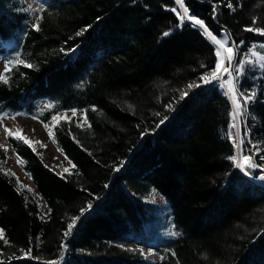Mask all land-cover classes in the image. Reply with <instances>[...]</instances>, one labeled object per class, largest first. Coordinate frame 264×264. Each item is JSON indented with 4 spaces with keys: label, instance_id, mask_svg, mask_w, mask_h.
Returning <instances> with one entry per match:
<instances>
[{
    "label": "trees",
    "instance_id": "obj_1",
    "mask_svg": "<svg viewBox=\"0 0 264 264\" xmlns=\"http://www.w3.org/2000/svg\"><path fill=\"white\" fill-rule=\"evenodd\" d=\"M37 1L31 24L25 0H0V113L44 124L64 110L84 114L51 127L71 162L67 172L49 166L32 143L7 136L33 185L8 165L0 142V264H264V187L237 166L233 104L211 79L218 46L181 22L176 0ZM183 3L217 38L228 37L240 153L257 165V178L264 35L245 29H264V0ZM40 100L50 107L39 111ZM154 190L172 232L163 233ZM129 241L138 246L122 244Z\"/></svg>",
    "mask_w": 264,
    "mask_h": 264
},
{
    "label": "rangeland",
    "instance_id": "obj_2",
    "mask_svg": "<svg viewBox=\"0 0 264 264\" xmlns=\"http://www.w3.org/2000/svg\"><path fill=\"white\" fill-rule=\"evenodd\" d=\"M28 6L29 11V22L31 24L35 23L37 14L39 10L41 9V3H39L37 0H25ZM183 10V9H182ZM183 14V12H182ZM226 35L223 33L222 37H225ZM227 37V36H226ZM229 40L227 41L226 47H230L228 45ZM218 49L221 52V55L225 58V66L228 67V72H221L218 74V79L220 80V84L223 85L222 88L224 91L228 94L229 97H231V93L229 87H231L232 91L233 89V75L230 71V62L228 61V53L219 47ZM4 51L5 46L0 44V76L3 74L4 70L6 69V63L4 59ZM233 55V52L231 54V57ZM224 74V78L229 83V87L226 81H224L222 84L221 78ZM226 89V90H225ZM233 93V92H232ZM233 104V102H232ZM234 112L233 113V120L232 124L230 126V135L233 139L234 143L237 147V166L238 168L253 179H255L258 183L262 184L264 186V168L262 172H260V175L256 177L253 176L252 170L254 167H251L249 164H245L243 160L242 153L239 151V146H241V139H240V133H239V114L236 111L235 105L233 104ZM38 107L39 111L47 109L50 107V103L47 100H40L38 101ZM73 110H75L76 116L78 119H82L84 111L79 109H72V110H64L56 113L54 116H57L59 118L64 116H71L73 115ZM54 122L51 118L49 121H47L48 128H45V124L40 121L37 117L22 113V112H13V111H7L0 113V142L3 144H6L9 149V159H8V165L17 171V173L20 175V177L28 184L33 185L32 181L30 180L29 176L26 174V172L23 170L20 163L17 162L18 158L13 153L11 146L7 143V134L5 132V129L10 130L13 135L16 133H19L20 136L23 138H26L28 141H30L36 148V150L40 153L44 161L51 167H54L56 171L61 172L64 169H67L71 162L70 160L55 146L52 138L49 136V130H51V127L53 126ZM252 163V162H251ZM251 173V174H250ZM257 183V184H258ZM149 198L153 201H156L159 203L165 210V225L163 233L166 232H172V225L170 222V215H169V209L165 202V199L156 192V190L152 191ZM122 244L128 245V246H138L135 242L129 241V242H123ZM145 251V253L152 257L154 260L158 259L159 254L149 247H142Z\"/></svg>",
    "mask_w": 264,
    "mask_h": 264
},
{
    "label": "snow or ice",
    "instance_id": "obj_3",
    "mask_svg": "<svg viewBox=\"0 0 264 264\" xmlns=\"http://www.w3.org/2000/svg\"><path fill=\"white\" fill-rule=\"evenodd\" d=\"M176 3L179 4L180 7L183 9V14H181L179 12L176 13L177 16L180 17L181 22H183L185 20V18H186L188 21L194 22L195 25H199L200 28L203 29L204 33H206L207 36L211 38V41L215 45H219L220 48L224 49L228 53L227 59L230 62L231 61V54L233 52V49H232V47H226V44H227V41H228V37L225 36V37H222V38H217V36L214 35L205 26L204 21H202V20H200V19H198V18H196L194 16H190L188 14L189 10H188L187 7H185V5L183 3V0H176ZM227 6L229 8H231L232 7V4L229 3ZM172 11L173 12H176V9L173 8ZM253 23H255V21H253ZM37 30H39L38 27H37ZM245 31H247V32H256V33H258L260 35H264V29L258 28V27L255 28V29L252 28V27H247L245 29ZM164 35L167 36V35H169V33L168 32H165ZM215 54H216L217 57H219V59L216 61L215 68L211 72V79L212 80L218 79V74L221 72V70H223V72H228V70H229L228 67L225 66V58L221 55V52L219 51V49L216 50V53ZM20 63H23V61H20ZM27 67H31V65H27ZM0 79H3V78L0 77ZM204 79H205V83H208L209 82V80L207 78H204ZM5 82H7V81L5 80ZM222 86L223 85H221V87ZM229 90L232 91L231 87H230ZM241 95L243 96L244 94L242 93ZM231 99L233 101V104L235 105L236 111L239 112V110L241 108V104L236 100V94H235L234 91H233V95H232ZM244 99H245V103H247L248 101H250L252 99V96H244ZM75 114H76V112H75V110H73V115H75ZM52 119H53V121H58L60 118L57 117V116H53ZM85 119H86V117H85ZM161 123H163V121H161ZM45 128L46 129L48 128V125L47 124H45ZM5 132H6V134L8 136H13V133L10 130L5 129ZM15 136H16L17 139H24V142L26 144H31V142L28 141L26 138L21 137L19 133H16ZM49 136L50 137H53L54 136V134L52 133L51 130H49ZM33 150H35V149H33ZM229 159L230 160H234L235 157H229ZM262 159H264V157H262ZM243 160H244V163L245 164H249L251 167H256L257 166L256 164L251 163L252 158L250 156H244L243 157ZM17 162L18 163H22V161H20L19 158H18ZM64 171L67 172L68 169H64ZM73 227H74V223L73 224H70L68 226L69 231L66 232L65 235H69L71 233ZM2 235H3V230L0 229V237H2ZM174 235H175V233H174ZM29 251H31V250H29Z\"/></svg>",
    "mask_w": 264,
    "mask_h": 264
},
{
    "label": "bare ground",
    "instance_id": "obj_4",
    "mask_svg": "<svg viewBox=\"0 0 264 264\" xmlns=\"http://www.w3.org/2000/svg\"><path fill=\"white\" fill-rule=\"evenodd\" d=\"M224 75V74H223ZM223 75H222V77H220L221 78V81H222V84H225V83H223L224 81H226V80H224L223 79ZM219 76V75H218ZM227 82V81H226ZM227 84H228V87H229V83L227 82ZM229 89H230V87H229ZM228 89V90H229ZM226 90V89H225ZM230 93H231V91H230ZM231 97H232V93H231ZM230 97V98H231ZM232 100V99H231ZM233 102V101H232ZM234 107V106H233ZM238 113V112H237ZM234 115H235V112H234ZM238 119H239V116H238ZM240 133V132H239ZM239 151H240V146H239ZM247 176V175H246ZM250 180H252L253 182H255L256 180L255 179H253L252 177H250L249 175L247 176ZM261 186H262V184H261ZM264 187V186H263Z\"/></svg>",
    "mask_w": 264,
    "mask_h": 264
},
{
    "label": "water",
    "instance_id": "obj_5",
    "mask_svg": "<svg viewBox=\"0 0 264 264\" xmlns=\"http://www.w3.org/2000/svg\"><path fill=\"white\" fill-rule=\"evenodd\" d=\"M191 22V21H190ZM194 24V22H192ZM199 26V25H198ZM200 27V26H199ZM245 175H247L245 172H244ZM248 176V175H247ZM255 183H258L257 181H255ZM260 184V183H258ZM261 185V184H260ZM263 186V185H262Z\"/></svg>",
    "mask_w": 264,
    "mask_h": 264
}]
</instances>
